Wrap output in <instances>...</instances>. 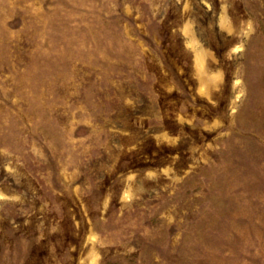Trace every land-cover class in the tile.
I'll return each mask as SVG.
<instances>
[{"label": "rangeland", "instance_id": "1", "mask_svg": "<svg viewBox=\"0 0 264 264\" xmlns=\"http://www.w3.org/2000/svg\"><path fill=\"white\" fill-rule=\"evenodd\" d=\"M0 264H264V0H0Z\"/></svg>", "mask_w": 264, "mask_h": 264}]
</instances>
